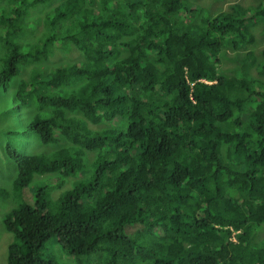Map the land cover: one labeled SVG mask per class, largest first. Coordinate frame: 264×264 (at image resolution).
Segmentation results:
<instances>
[{
  "label": "trees",
  "instance_id": "trees-1",
  "mask_svg": "<svg viewBox=\"0 0 264 264\" xmlns=\"http://www.w3.org/2000/svg\"><path fill=\"white\" fill-rule=\"evenodd\" d=\"M4 1L0 80L35 111L41 144L66 143L9 150L6 264H54L52 238L77 264H264V81L250 75L259 61L264 76L251 30L264 36V0L214 15L188 0H56L38 25L52 0ZM71 47L81 60L47 68ZM229 51L239 65L223 70ZM88 173L56 199L27 191L36 175Z\"/></svg>",
  "mask_w": 264,
  "mask_h": 264
},
{
  "label": "rangeland",
  "instance_id": "rangeland-1",
  "mask_svg": "<svg viewBox=\"0 0 264 264\" xmlns=\"http://www.w3.org/2000/svg\"><path fill=\"white\" fill-rule=\"evenodd\" d=\"M56 0H52L50 2H46L44 4H39L37 6V11H32L34 16L38 14V19L36 24L38 25L41 22L42 17H46V15L53 10L54 6L58 5V3L54 2ZM190 3L195 4L210 15H214L219 11H225L229 5L234 3H239L242 6H250L255 4V0H189ZM7 3L4 0H0V12L6 7ZM10 11L2 13V16L7 17ZM33 16L30 17V24L32 23ZM1 29V28H0ZM255 39H257V45L252 50L255 54H258L260 50L264 48V39L263 36V24L255 25L251 28ZM1 35V30H0ZM27 41L29 40V35H25ZM264 38V36H263ZM54 51V49H53ZM2 52L1 43H0V54ZM246 53V51H242ZM58 57L54 61H47V68H52L56 66H64L66 64L75 62V60H81L80 52L78 49L71 47L69 49V53L65 54L64 52L58 51ZM234 53L229 51V56L226 59H223L220 63L222 64V69H228L230 67H234L237 64H232ZM236 55V54H235ZM244 54H242V57ZM52 60V59H51ZM239 60H242L240 58ZM259 61H257L251 68L250 75L253 78L260 79L264 81V76H259L258 67ZM45 67V64L43 65ZM2 69V64L0 63V71ZM20 78H27L29 75V71L23 73ZM1 79V78H0ZM9 83L0 82V189L6 191V195L0 197V264H6V255L8 245L12 242L11 234L7 233L4 229L3 225V217H5L12 208H15L18 204V200L14 192L12 191L13 182L16 178V168L13 162V159L9 155V150H15L23 155H50L61 147L65 146V140L61 139L56 144H41L36 136L31 132L28 128L27 123L33 118L35 111L31 108H15L17 106L16 99L14 98V90L15 86H9ZM8 87V88H7ZM93 128V126H90ZM93 162V155H88V166ZM88 175L84 177H80L79 175L62 178L57 174L52 175H36L33 178L32 184L27 189V191L34 195L36 189L40 187H46L49 194L53 199L59 197V195L67 190L71 189L76 183L79 182V178L87 179ZM84 180V179H83ZM24 194V192H23ZM22 194V195H23ZM16 201V202H15ZM32 202V199H31ZM17 203V204H16ZM46 251L52 254V259L46 260V262L54 261V264H77L74 259L67 256L63 250L60 248L55 238H52L46 244Z\"/></svg>",
  "mask_w": 264,
  "mask_h": 264
},
{
  "label": "clouds",
  "instance_id": "clouds-1",
  "mask_svg": "<svg viewBox=\"0 0 264 264\" xmlns=\"http://www.w3.org/2000/svg\"><path fill=\"white\" fill-rule=\"evenodd\" d=\"M188 3H190L189 2V0H188ZM192 4V3H191ZM80 55V57H81V54H79ZM0 82H1V80H0ZM203 82V81H202ZM3 83H5V82H3ZM6 83H9V82H6ZM65 142V141H64ZM65 146H66V143H65ZM65 146H63V147H65ZM89 154H92V153H87V156H86V160H87V170H90L91 169V165H90V167L88 166V155ZM93 155V161H94V159H95V154H92ZM93 163V162H92ZM71 177H73V176H71ZM90 178V173H88V177H87V179H89ZM66 179V178H65ZM83 179H85V178H79L78 180L79 181H81V180H83Z\"/></svg>",
  "mask_w": 264,
  "mask_h": 264
}]
</instances>
